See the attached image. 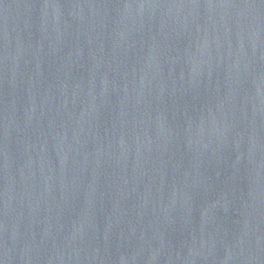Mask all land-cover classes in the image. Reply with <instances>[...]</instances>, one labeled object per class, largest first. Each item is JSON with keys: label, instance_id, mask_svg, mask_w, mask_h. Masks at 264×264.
Instances as JSON below:
<instances>
[{"label": "water", "instance_id": "obj_1", "mask_svg": "<svg viewBox=\"0 0 264 264\" xmlns=\"http://www.w3.org/2000/svg\"><path fill=\"white\" fill-rule=\"evenodd\" d=\"M0 264H264V0H0Z\"/></svg>", "mask_w": 264, "mask_h": 264}]
</instances>
